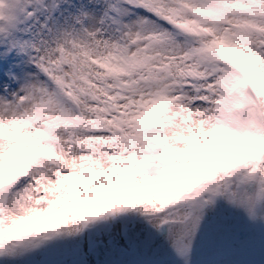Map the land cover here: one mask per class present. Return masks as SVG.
Here are the masks:
<instances>
[{
	"label": "snow or ice",
	"instance_id": "6c2138e0",
	"mask_svg": "<svg viewBox=\"0 0 264 264\" xmlns=\"http://www.w3.org/2000/svg\"><path fill=\"white\" fill-rule=\"evenodd\" d=\"M90 2L98 14L65 17L67 0H0V223L15 222L13 205L29 198L58 204L68 199L62 192L73 211L35 218L36 237L75 236L81 225L135 209L179 246L217 200L255 219L264 207V87L257 83L264 79V0ZM237 3L242 11L221 15ZM193 21L204 35L186 30ZM245 24L252 34L240 67L248 87L238 90L229 84L232 67L210 50ZM136 55L151 58L142 71L112 63ZM13 60L20 65L5 82ZM186 154L223 167L194 194L144 203L149 195L138 190H150L148 182ZM85 208L99 211L76 214ZM12 242L0 229V253Z\"/></svg>",
	"mask_w": 264,
	"mask_h": 264
},
{
	"label": "rangeland",
	"instance_id": "374dc122",
	"mask_svg": "<svg viewBox=\"0 0 264 264\" xmlns=\"http://www.w3.org/2000/svg\"><path fill=\"white\" fill-rule=\"evenodd\" d=\"M68 2L67 0V4L63 8L65 17H67V12L73 15L78 13V8L74 5L68 6ZM263 211L264 207L257 212L256 218L253 219L247 212L234 208L227 201L217 200L214 205L203 209V215L195 233L192 234L190 240H185L179 246H175L170 240L167 229L157 230L148 223L147 217L142 212L135 209L106 215L100 224L104 232L96 231L93 224H91V231L99 237L100 243L104 244V248L102 245L99 248V251H104V264H125L136 261L147 263L153 259L166 260L172 255L184 252L185 248L186 250L191 249L192 246L203 243L205 240L223 239L227 232L256 224L257 219L264 216ZM243 215H247L246 224L241 222L235 225L237 219ZM108 219L111 223L105 224L104 220ZM56 237L50 245L52 248L54 243L61 251L57 258L59 262L56 264H80L78 257L85 248V234L82 229L75 236L68 235L65 230ZM83 245L84 248L76 255L74 247L82 248ZM26 247L27 245L14 246L9 249V257L3 264H23L26 258ZM32 248L33 244H30L29 249ZM215 257H219L221 260H216L213 264H256L260 262L249 255H241L237 252L223 250L222 253H219V250H209L201 256L204 261L200 264L211 262ZM185 264H192V261H186Z\"/></svg>",
	"mask_w": 264,
	"mask_h": 264
},
{
	"label": "clouds",
	"instance_id": "9594fccd",
	"mask_svg": "<svg viewBox=\"0 0 264 264\" xmlns=\"http://www.w3.org/2000/svg\"><path fill=\"white\" fill-rule=\"evenodd\" d=\"M243 10V6L239 3L229 5L226 4L222 7L221 15L227 16L233 12H239ZM201 20L210 22L211 17L202 15ZM186 30L192 34L204 35L205 31L199 26L196 21L190 22L186 25ZM252 28L250 25H240L233 33H226L225 36L214 43L211 47L210 54L219 60L228 63L233 73L229 80L230 86L237 88L238 90L246 89L248 87L247 78L244 75L240 65L241 59L244 57L243 46L247 45L251 39ZM113 65L118 69H121L124 73H135L144 70L151 63V58L144 57L142 55H136L134 57H125L124 60H113ZM264 71V69H262ZM258 85L264 87V79L257 81ZM258 150L264 153V143L258 145ZM255 156V153L250 154ZM178 167L170 168L166 174L160 176L157 180L149 181L150 193L149 200L144 203H149L153 206H163L169 201L180 199L188 195L194 194V190L198 185L207 183L210 177L219 171L220 167H209L204 160L199 159L191 154L182 155L177 160ZM157 190H160L159 192ZM79 191L83 192L84 189ZM62 196L68 197V199L60 203H47L43 201H35L32 198L24 201L19 205H13L11 207V216L13 219L5 218L0 223V229H3L7 237H12L13 242L15 238L25 236L31 233L35 236L39 229L32 230L30 224L35 218L49 213L51 211L64 210L65 212H72L73 199L69 193H60ZM54 197H49V200H53ZM99 209L85 208L78 210L76 214L78 216H88L95 214Z\"/></svg>",
	"mask_w": 264,
	"mask_h": 264
},
{
	"label": "bare ground",
	"instance_id": "6f19581e",
	"mask_svg": "<svg viewBox=\"0 0 264 264\" xmlns=\"http://www.w3.org/2000/svg\"><path fill=\"white\" fill-rule=\"evenodd\" d=\"M92 5H93V4H91V2H89L88 5L85 7V10H88ZM99 11H100V9H98L97 11H95L93 8H91V11H90V12H95V13L98 14ZM138 14H139V15H143L142 13H139V12H138ZM16 65H17V66L20 65V61H17V62H16ZM25 71H27V69H25Z\"/></svg>",
	"mask_w": 264,
	"mask_h": 264
}]
</instances>
